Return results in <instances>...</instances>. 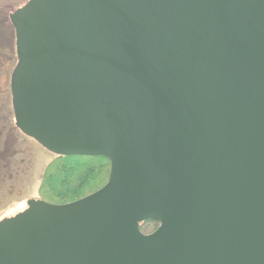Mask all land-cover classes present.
<instances>
[{"label":"water","instance_id":"95a60500","mask_svg":"<svg viewBox=\"0 0 264 264\" xmlns=\"http://www.w3.org/2000/svg\"><path fill=\"white\" fill-rule=\"evenodd\" d=\"M9 21L16 128L110 170L2 219L0 264H264V0H28Z\"/></svg>","mask_w":264,"mask_h":264},{"label":"rangeland","instance_id":"374dc122","mask_svg":"<svg viewBox=\"0 0 264 264\" xmlns=\"http://www.w3.org/2000/svg\"><path fill=\"white\" fill-rule=\"evenodd\" d=\"M28 0H0V106L8 109L10 96L7 89L8 73L14 63L13 38L9 22V14L22 7ZM3 114V121H13L10 111ZM9 122V121H8ZM12 125L0 131H7ZM11 130V129H9ZM16 136H11V145H4V155L9 156V150L14 148L12 166L0 171V220L10 218L26 209V201L40 200L45 202L46 196L42 194L40 185L48 166L56 156L40 150L34 144L23 139L14 129ZM47 203V202H46ZM50 204V203H49ZM55 205V204H54ZM151 230H146L149 233Z\"/></svg>","mask_w":264,"mask_h":264},{"label":"trees","instance_id":"16d2710c","mask_svg":"<svg viewBox=\"0 0 264 264\" xmlns=\"http://www.w3.org/2000/svg\"><path fill=\"white\" fill-rule=\"evenodd\" d=\"M1 33V32H0ZM12 36L13 31L11 30ZM110 165L104 157L59 156L48 166L40 190L47 203L62 205L87 197L107 182ZM159 223L147 220L139 225V231L148 235ZM151 230L145 233L146 230Z\"/></svg>","mask_w":264,"mask_h":264},{"label":"flooded vegetation","instance_id":"af4514ba","mask_svg":"<svg viewBox=\"0 0 264 264\" xmlns=\"http://www.w3.org/2000/svg\"><path fill=\"white\" fill-rule=\"evenodd\" d=\"M10 27L13 31V51H14V54H13V59H14V63L13 65L11 66L10 70H9V73H8V81H7V92L10 96V104H9V111L11 113V115H13V121H10V120H7V121H3V114L5 112L8 111V109H3L2 106H0V129H3V128H7V125H12V128H8L7 131H0V171H3L7 166H12V162L13 160L15 159L13 157V154L15 153L14 151V148H11L9 150L10 154L9 156L7 157V155H4V145H8L10 146L11 145V141H10V137L11 136H16V133H14V129L23 137V139H25L26 141H29L31 142L32 144H34L37 148H39L40 150H44L45 152H47L44 148H42L38 143H36L34 140L28 138L27 136H25L21 131H19L16 127H15V122H14V114H13V109H12V94H11V86H10V83H11V74H12V71H13V68L16 64V54H15V34H14V30L10 24ZM0 79H1V74H0ZM1 84V83H0ZM2 92V86L0 87V94ZM8 111V112H9ZM9 121V122H8ZM11 129V130H9ZM48 153V152H47ZM50 154V153H48ZM52 155V154H50Z\"/></svg>","mask_w":264,"mask_h":264}]
</instances>
